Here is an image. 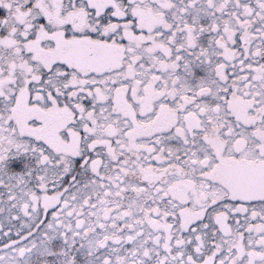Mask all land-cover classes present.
<instances>
[{
    "label": "snow or ice",
    "instance_id": "obj_1",
    "mask_svg": "<svg viewBox=\"0 0 264 264\" xmlns=\"http://www.w3.org/2000/svg\"><path fill=\"white\" fill-rule=\"evenodd\" d=\"M0 264H264V0H0Z\"/></svg>",
    "mask_w": 264,
    "mask_h": 264
}]
</instances>
